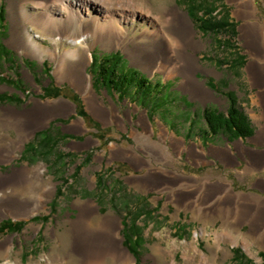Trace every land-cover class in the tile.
I'll return each mask as SVG.
<instances>
[{
  "label": "rangeland",
  "instance_id": "374dc122",
  "mask_svg": "<svg viewBox=\"0 0 264 264\" xmlns=\"http://www.w3.org/2000/svg\"><path fill=\"white\" fill-rule=\"evenodd\" d=\"M12 1L0 0L5 7L0 42L12 51L8 59L0 57V176L26 172L30 184L17 193L0 192L13 198L0 200V223L7 219L26 223L19 232L0 234V264H81L83 257L75 249L74 232L89 201L98 207L94 225L113 216L121 222L118 231L122 244L126 239L132 250L123 245L133 261L119 263L109 258L106 264H238L237 251L242 254L243 264H264V226L255 231L248 220L237 222L217 211L227 195V187L223 190L221 183L233 190L234 198L264 204V164L261 158L249 159L260 156L264 160V145L257 144L254 137L230 141L223 135L207 133L202 116L205 107L226 111V93L233 91L252 122L255 136L260 129L256 118L264 108L259 87L248 76L250 54L241 39L243 20L235 14L237 4L215 0L221 13L228 11L237 31L230 40L232 45L222 47L212 34L198 29L183 0L108 1V15L121 21L126 37L120 43H95L92 37L85 38L91 58L83 69L91 76L92 87L104 108L115 111L111 119L106 111L102 116L92 113L84 93L58 76L60 59H54L51 53L56 50V41L60 52L76 48L71 40H56L30 26L44 47L42 52L32 53L14 43ZM251 1L264 22V0ZM173 6L186 13L185 25L195 31L194 39L180 65L149 62L142 50H157L160 44L153 33L168 31ZM27 7L34 10L31 4ZM262 39L264 42V30ZM116 51L124 55L125 64L158 85L146 92L136 91V87L120 98L112 87L97 81L93 59L98 63L105 54ZM234 53L244 56L240 66L231 68L219 62L225 57L232 61ZM68 64L76 68L71 60ZM48 85L61 88L62 94L46 96L44 88ZM76 98L87 117L77 113ZM43 109H51V113L38 125L25 127L27 116ZM143 112L151 128L148 141L160 146L166 158L163 161L145 152L146 139L139 136L145 133L140 123ZM79 118L84 120L85 128L75 127ZM161 125L184 139L186 147L195 146L197 151L193 155L189 150L176 153L170 139L161 138ZM45 137L58 142L43 155L39 143ZM112 145L118 147L116 156H112ZM201 148L203 152L198 150ZM153 168L162 169L153 175L154 181L150 180ZM208 191L214 192L210 198ZM18 193L22 200L15 198ZM14 198L19 204L5 207L6 201ZM20 200L24 207L17 210ZM138 236L141 244L135 240Z\"/></svg>",
  "mask_w": 264,
  "mask_h": 264
},
{
  "label": "bare ground",
  "instance_id": "6f19581e",
  "mask_svg": "<svg viewBox=\"0 0 264 264\" xmlns=\"http://www.w3.org/2000/svg\"><path fill=\"white\" fill-rule=\"evenodd\" d=\"M108 1L110 0H13L10 5V18L14 23V27H16L14 28V38L12 40L26 51L41 53L44 49L35 35L31 33L30 26L41 29L43 34L46 33L53 38L56 37V40L64 38L71 40L77 46L76 48H68L64 52H60L58 41H56V50L51 53L54 59H60L58 76L61 80H69L80 92L84 93L86 103L92 113L102 116L106 111L112 119L115 111L104 108L105 106L97 98L92 87L91 76L86 74L83 69L91 58L90 48L84 45L85 38L92 37L95 43L107 41L120 43L126 37V30L121 26V21L113 15H108V13H111V10L106 7ZM231 1L237 4L235 14L243 20L240 26L241 39L250 54L247 72L253 84L259 87L258 96L264 108V42L262 39L264 22L258 18L251 0ZM28 4L33 5V11L28 9ZM170 14L172 22L169 24L168 31L165 33L163 31H155L153 33L154 39L160 44H158L157 50L145 48L142 52L149 62L157 60L158 63L165 62L177 66L182 63V58H184L188 47L191 46L195 31L186 27V13L177 6H173ZM185 17L186 19H184ZM77 31H84L85 33L77 34ZM68 60L76 63V68H71ZM185 63V65H189L188 60ZM84 80H87L86 84ZM67 107L73 108L74 106L67 104ZM50 113L51 109H43L42 111L29 114L25 127L30 128L38 125L40 120ZM104 117L102 118L105 119ZM259 117V119L256 118L260 125L256 138L264 136V122H262L264 121V111ZM140 123L145 129V133L139 135L146 139L143 144L146 148L145 152L152 159L163 161L166 158L163 157L164 154L160 146L148 141L147 135H150L151 128L145 112L141 114ZM75 125V127L81 129L85 128L82 118H79ZM161 128V138L163 140L169 138L176 153L179 154L183 150H189L190 155H193L197 151L195 146L186 147L185 140L174 133L170 134L164 125H161ZM111 149L112 156H116L118 147L112 145ZM198 150L203 152L202 148ZM126 152L129 153V151ZM132 153L135 156H139L133 150ZM161 171L162 169L160 168L151 169L150 174L152 177L150 180L154 181L153 175ZM27 183L30 184V178L26 176V172L16 173L13 177V183L6 188L5 186H0V192L4 191L3 193H7L8 189L11 188L12 191L17 193L22 191ZM221 184L223 185V190L227 187L224 190L227 195L217 206L220 216L224 218L234 217L237 222L241 223L248 220L255 231L264 226V204H252L244 198H234L233 190L228 185ZM213 193L208 191L207 196L210 198ZM9 198L7 195H0V200L2 201ZM21 200L20 206L16 208L17 210L24 207ZM16 201V205H18V199ZM98 214L97 205L93 201H89L75 227V249L83 257L81 264H106L109 258L119 263L133 261L132 255L122 244L123 237L118 231L121 227V222L108 215L99 221L98 226H95L93 217ZM16 215H18L17 212ZM16 264L20 263L17 262Z\"/></svg>",
  "mask_w": 264,
  "mask_h": 264
},
{
  "label": "trees",
  "instance_id": "16d2710c",
  "mask_svg": "<svg viewBox=\"0 0 264 264\" xmlns=\"http://www.w3.org/2000/svg\"><path fill=\"white\" fill-rule=\"evenodd\" d=\"M183 4L187 7L189 16L193 19L198 29L203 34H212L222 47L225 46L226 43L232 45L230 40L232 36L237 33L236 25L233 21H230L228 11L221 13V9L219 10V6L216 4L215 0H183ZM4 17L5 7L2 4L0 6V22L4 20ZM2 30V25H0V32ZM10 54H12V51L0 42V57L8 59ZM232 55H235L232 61L225 57L220 59L219 62L228 63L231 68H236L244 63V56L242 54L234 53ZM125 62L124 55L119 51L105 54L102 60L98 63L93 59L92 67L97 65V71L94 78H96L97 81L102 82L104 85L112 87L113 90L119 94L120 98L127 97V95L136 87V91L144 89V92H146L150 91L151 87L158 85H153L152 79L146 77V75L138 69L129 67ZM1 78L5 79L3 76H1ZM212 84L215 87V83ZM44 89L46 96H51L52 98L58 97L62 94L61 88L56 86L48 85ZM226 96L229 99V106L226 111L211 107L203 108L202 116L208 129L207 133H211L214 136L223 135L230 141L236 140L240 137L245 139L252 136L255 130L250 118L239 106L237 95L233 91H228ZM1 97H3L2 94H0V98ZM75 101L77 102V113L80 116L87 117V114L78 102V98H76ZM38 135L39 132L36 136ZM54 142L55 143H53L51 138L48 137H45L40 141L39 144L42 145L43 151H41L43 152V155L44 153L53 150L58 140ZM29 144H32V142ZM58 193L59 195H62V188L58 189ZM25 224L24 221L20 220H3L0 223V234L6 232H19ZM124 224L127 226L126 223ZM135 240L138 244H141L139 236L136 237ZM123 244L124 246H128L126 239ZM128 248L130 249V246H128ZM241 258L242 254L240 251H237L236 260L239 261L238 264H243L242 260H240Z\"/></svg>",
  "mask_w": 264,
  "mask_h": 264
},
{
  "label": "crops",
  "instance_id": "0c3cea01",
  "mask_svg": "<svg viewBox=\"0 0 264 264\" xmlns=\"http://www.w3.org/2000/svg\"><path fill=\"white\" fill-rule=\"evenodd\" d=\"M65 108H67V107H65ZM257 135L258 134H256V136H254V141L255 142H257V144H262V145H264V143H261V142H264V136H261V137H258V138H256L257 137ZM237 155V154H236ZM238 156V155H237ZM258 158H261L260 159V161H261V163H263L264 164V160H263V157H260V156H258V157H256V158H254L253 156H249V159H251V160H257ZM234 159H233V156H232V159H231V161H233ZM259 160V159H258ZM258 162V161H257ZM13 177H14V174L12 175ZM5 177V176H0V178L2 179H0V186H2V187H4L5 186V188L6 187H8V186H10L12 183H13V177ZM12 178V179H11ZM2 182H3V184H2ZM8 190H10L11 192H13L12 191V189L11 188H9ZM19 198V197H21V196H19V193L18 194H16V197L15 198ZM12 198V197H11ZM14 198V199H15ZM13 199V198H12ZM21 199H23V197H21ZM16 199H15V201L14 200H8V201H6V203H8V205L6 204V206L5 207H13L15 204H16Z\"/></svg>",
  "mask_w": 264,
  "mask_h": 264
},
{
  "label": "water",
  "instance_id": "95a60500",
  "mask_svg": "<svg viewBox=\"0 0 264 264\" xmlns=\"http://www.w3.org/2000/svg\"><path fill=\"white\" fill-rule=\"evenodd\" d=\"M251 137H254V135H253V136H251Z\"/></svg>",
  "mask_w": 264,
  "mask_h": 264
}]
</instances>
